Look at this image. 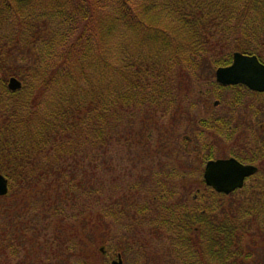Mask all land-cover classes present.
I'll return each mask as SVG.
<instances>
[{
	"label": "trees",
	"instance_id": "16d2710c",
	"mask_svg": "<svg viewBox=\"0 0 264 264\" xmlns=\"http://www.w3.org/2000/svg\"><path fill=\"white\" fill-rule=\"evenodd\" d=\"M103 1L0 0V174L9 180L11 193L15 187L20 191L26 186L27 193L42 194L57 182V192L65 195L64 203L70 205L71 213L75 210L72 218L87 212L77 220L87 225L92 218L97 223H115L113 217L129 212L124 206L117 213L113 205L102 206L104 200L123 205L131 195L129 183L113 185L106 192L94 180L100 178L101 168H111L117 153L122 151L124 162L131 160V120L153 96L162 99L167 89L184 83L187 76L194 77L201 68L213 75L217 68L232 63L235 52L257 56L264 63V0H180L172 10L165 6L158 13L170 14L171 20L173 12L177 14L176 23L165 26L150 14L139 26L132 22L129 2L114 0L122 8L119 20L134 33L140 29L141 46L157 45L161 53L154 54L148 66L141 60L138 62L143 65H137V60L131 61V54L123 52L118 65L108 72V59L99 58L93 47V43L103 46L106 41L108 21L101 19L94 24ZM91 25L100 33L99 41L95 42ZM100 63L101 70L97 66ZM161 65L165 68H153ZM12 77L22 82L20 91L8 89ZM215 86L222 91L237 90L228 103L237 119H201L199 125L218 135L225 132L226 138L230 133L239 147L230 157L259 165L258 173L250 178L254 184L248 189V199L227 203L225 195L210 191L211 207L180 213L170 210L165 216L167 208L157 205L162 202L158 195L151 205L155 213L147 220L154 231L186 233L182 241L189 242L175 250L179 258L175 264H264L250 261L251 254L242 249L243 237L251 234L254 223L264 235V93L241 85ZM245 114L258 123L255 130L260 138L255 141L252 135L245 138L247 126L240 121ZM243 146L250 150L243 151ZM210 156L207 161L212 160ZM205 195L199 193L193 204L199 206ZM82 198L87 203L77 209ZM1 201L0 264H21L14 260L21 255L19 242L27 235L25 227L33 232L38 222L33 212L23 213L17 205L6 208ZM92 201L97 205L94 208ZM42 208L44 220L53 217L49 209ZM57 214L54 210L53 215ZM102 232L110 233L108 229ZM54 244L62 248L60 242ZM76 248L71 247L72 252ZM55 249L56 245L47 249L49 259L59 258Z\"/></svg>",
	"mask_w": 264,
	"mask_h": 264
},
{
	"label": "rangeland",
	"instance_id": "374dc122",
	"mask_svg": "<svg viewBox=\"0 0 264 264\" xmlns=\"http://www.w3.org/2000/svg\"><path fill=\"white\" fill-rule=\"evenodd\" d=\"M127 1L132 22L139 23V26L140 22L146 19V14L158 20L162 26L172 25L177 21L175 12L173 15L176 18L173 17L172 20L170 14L158 13L165 6L172 10L180 0ZM191 4L185 5L191 6ZM127 8L125 11L128 10ZM121 12L122 8L117 1H103L99 14L95 16L94 24L97 25L101 19L108 21L105 29L107 34L103 45L105 47L98 46V42L93 43V47L97 48L96 55L99 58L104 56L108 59L109 68L106 67L108 72L118 65V59L122 57L123 52L131 54V61L137 60V65L142 64L138 62L141 60L151 66L149 61L153 55L161 53L159 46H147L148 44L146 47L141 46L142 43L138 37L140 29L138 28L134 33L132 28L120 21ZM91 28L95 31L92 35L95 42L99 41L100 33H96L93 25ZM163 65L153 68L160 70L165 68ZM97 66L100 67L98 69H102L101 63ZM97 66L94 67L97 68ZM204 70L201 68L194 77L183 78L184 83L176 88L167 89L166 94L171 96H165V94L162 99L157 100L158 95H155L150 99L151 105H144L140 111H137L136 117L131 120V160L124 162V154L121 155V151L117 153L118 158L109 166L111 168H101L100 178L95 177L94 180L91 176H86L93 179L96 186H103L106 192L112 190L113 185H124L123 182L131 185L133 189H131V195L123 205L120 201L104 200L102 202L103 208L107 204L113 205L116 213L122 206L129 209L124 216L117 214L118 216L113 217L115 223L110 220L97 223L95 218H92V221L87 220L88 225L86 221L78 222V219L88 215L87 212L72 218L71 215L75 214V210L70 212V205L64 203L65 195L63 197L57 192L58 183L55 181H53V189H44L42 194L27 193L24 186L23 190L18 191L19 189L15 187L14 192L10 191L8 195L1 197L2 206L9 209L22 207L23 213L33 212V219L38 222V225H34L36 229L33 232L27 231L28 228L25 227L27 235H22L19 242L22 245H20L21 255L18 260H14L15 263L21 261V264H84V257L87 259L85 264H112L113 261L118 260V257L122 258L123 264L177 263L175 250L189 241H182L186 233L180 230L174 234H168L167 230L159 232L153 230L147 220L150 214L155 213V209L151 207L153 198L161 195L162 202H157V205L161 204L162 207L164 205L167 208L165 216L170 210L180 213L182 210L195 211L205 206L211 207L213 197L210 191L213 193L215 191L204 182L206 159L211 157L210 154H212V160L228 159L239 148L236 140L228 136L230 133H227L228 138H226L225 132L218 135L214 130L204 129L199 125L201 119L226 122L232 118L237 119L228 105L237 90H220L215 86V72H212V75ZM156 72H150V75L154 76ZM240 121L245 122L244 125L247 126L245 134L247 140L250 135L253 136L254 141L260 138L255 130L258 123L253 116L245 114V118L242 117ZM241 148L246 152L250 150L247 146ZM255 166L259 167L258 164ZM80 178L85 177L80 174ZM113 179H115L114 184ZM86 183L83 184V189ZM252 184H254L253 180L248 178L244 186L247 190L241 189L242 191L237 190L236 194L232 193L234 195H225L224 200L227 203L230 200L233 202L247 200L248 189L252 187ZM199 193H206V195L198 201L200 204L197 206L193 204V199ZM104 195L106 196V193ZM86 203L83 198L78 200L77 209L84 207ZM91 203V208L97 206L93 201ZM42 207L49 209L53 217L44 220ZM54 210H58L56 216L53 215ZM81 212L78 211V214ZM5 221L8 222V220ZM41 222L43 224H40ZM258 227L259 224L254 223L250 229L251 234L243 237L242 249L246 254H251L250 261H264V235ZM106 229L110 233L102 232ZM39 241L42 244H39ZM54 241L60 242L62 248L54 244ZM197 242H195L196 246L200 244ZM55 245V250L60 256L57 260L49 259V256H46L47 249ZM74 245L77 247L76 252L71 250Z\"/></svg>",
	"mask_w": 264,
	"mask_h": 264
},
{
	"label": "water",
	"instance_id": "95a60500",
	"mask_svg": "<svg viewBox=\"0 0 264 264\" xmlns=\"http://www.w3.org/2000/svg\"><path fill=\"white\" fill-rule=\"evenodd\" d=\"M216 82L224 87L243 85L253 92L264 93V63L257 56L236 52L231 65L217 69ZM8 88L12 92L19 91L22 83L11 78ZM257 172V166L244 164L236 158L210 160L205 165L204 181L215 192L230 195L241 190L246 180ZM8 193L9 181L0 174V197ZM112 264H123V261L119 257Z\"/></svg>",
	"mask_w": 264,
	"mask_h": 264
}]
</instances>
